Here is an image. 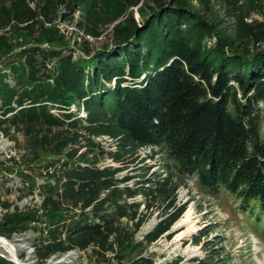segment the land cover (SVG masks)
<instances>
[{"label":"trees","instance_id":"obj_1","mask_svg":"<svg viewBox=\"0 0 264 264\" xmlns=\"http://www.w3.org/2000/svg\"><path fill=\"white\" fill-rule=\"evenodd\" d=\"M262 16L264 0H0V128L24 135L29 163L45 160L40 205L10 211L0 196V236L38 231L37 264L71 251H91L88 264H156L148 249L186 212L187 175L264 209ZM60 23L84 34L83 56ZM108 29L111 42L92 49ZM100 137L118 166L100 165ZM147 146L166 153L165 174L121 177Z\"/></svg>","mask_w":264,"mask_h":264},{"label":"rangeland","instance_id":"obj_2","mask_svg":"<svg viewBox=\"0 0 264 264\" xmlns=\"http://www.w3.org/2000/svg\"><path fill=\"white\" fill-rule=\"evenodd\" d=\"M135 17L141 20L137 9ZM258 18L261 19V17ZM59 28L65 36V46L74 49L76 57L83 56L84 34L69 23H60ZM89 41L92 49L101 48L111 42V29H108L102 38L98 40L89 38ZM43 47L49 48L50 46L44 44ZM6 63L7 60L1 61L0 69L5 68ZM260 106L263 112L262 130L264 134V102ZM71 111L85 116L83 109L78 111L76 105L72 106ZM54 112L58 111L54 110ZM11 135L7 137L14 142V149L19 153L20 159H10L0 145V196L2 201L11 204L10 211H15L17 208L25 210L28 207L40 205L42 202L43 197L39 186L45 181L43 173L45 172L43 167L45 160L29 163L28 158L31 155L26 158L22 156L25 151H28L24 135L14 130L11 131ZM97 141L105 152L104 155L100 153V165L118 166L109 154V152L116 151L114 141L108 137H100ZM133 158L134 163L125 167L127 169L121 173V177L145 174L148 170L147 174H165L166 172L167 155L157 148L143 147ZM34 182L36 185L31 192L30 188ZM136 182V179L131 180L129 185L133 186ZM137 200L142 201L143 198L140 196ZM177 203L187 205L186 212L172 227L169 234L154 242L148 249V254L156 264H165L177 258H181L185 264L193 260L200 261L208 258L214 251L217 257L212 264H264L263 208L246 206L239 198L225 190L214 194L203 188L197 177L193 175L186 176L185 182L177 193ZM188 211H190L189 215H187ZM161 217V212L153 213L138 233L139 239L151 231ZM38 237V231L31 229L22 235H14L6 239L12 242L20 239V246L16 250L20 260L29 262V264H37L34 246ZM198 237L202 238L199 244L195 241ZM90 252L71 253L63 260L61 257H55L45 264H59V262H62L60 264H88ZM0 256L12 260L9 250L1 245Z\"/></svg>","mask_w":264,"mask_h":264},{"label":"built area","instance_id":"obj_3","mask_svg":"<svg viewBox=\"0 0 264 264\" xmlns=\"http://www.w3.org/2000/svg\"><path fill=\"white\" fill-rule=\"evenodd\" d=\"M2 34V32H0V35ZM0 145H2V150L6 153V155L9 156L10 159L13 158H17L20 159V155L19 153L14 149V142L11 141L3 132V130L0 128ZM42 203V202H41ZM8 212L7 209L4 208H0V219L3 217V215ZM17 235V234H16ZM6 238V237H5ZM71 253H81L79 251H71L68 254L64 255L63 257H61V259L63 260L66 257H69L71 255ZM4 257V256H3ZM10 260V259H9ZM11 261H14L13 259ZM15 262V261H14Z\"/></svg>","mask_w":264,"mask_h":264},{"label":"bare ground","instance_id":"obj_4","mask_svg":"<svg viewBox=\"0 0 264 264\" xmlns=\"http://www.w3.org/2000/svg\"><path fill=\"white\" fill-rule=\"evenodd\" d=\"M190 211L187 212V215H189ZM20 239L15 240L14 242L7 240L3 236H0V245L5 247L12 255V259L19 264H29V262H22L20 258L17 255V247L20 246ZM31 262V261H30ZM62 262H59V264Z\"/></svg>","mask_w":264,"mask_h":264},{"label":"water","instance_id":"obj_5","mask_svg":"<svg viewBox=\"0 0 264 264\" xmlns=\"http://www.w3.org/2000/svg\"><path fill=\"white\" fill-rule=\"evenodd\" d=\"M55 258V257H54ZM53 259V258H52ZM52 259H50V261H52ZM16 262V261H15Z\"/></svg>","mask_w":264,"mask_h":264}]
</instances>
